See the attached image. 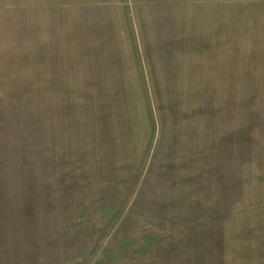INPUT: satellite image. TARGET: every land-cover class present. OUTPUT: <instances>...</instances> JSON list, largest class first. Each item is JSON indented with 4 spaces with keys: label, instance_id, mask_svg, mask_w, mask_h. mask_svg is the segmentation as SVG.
<instances>
[{
    "label": "rangeland",
    "instance_id": "1",
    "mask_svg": "<svg viewBox=\"0 0 264 264\" xmlns=\"http://www.w3.org/2000/svg\"><path fill=\"white\" fill-rule=\"evenodd\" d=\"M0 264H264V0H0Z\"/></svg>",
    "mask_w": 264,
    "mask_h": 264
}]
</instances>
